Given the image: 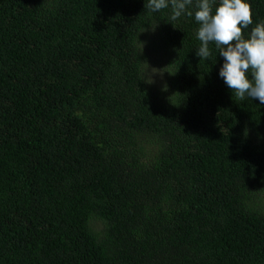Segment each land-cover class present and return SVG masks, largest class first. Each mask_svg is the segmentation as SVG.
<instances>
[{
    "label": "trees",
    "instance_id": "obj_1",
    "mask_svg": "<svg viewBox=\"0 0 264 264\" xmlns=\"http://www.w3.org/2000/svg\"><path fill=\"white\" fill-rule=\"evenodd\" d=\"M146 3L0 0V264H264V105L197 57L195 0Z\"/></svg>",
    "mask_w": 264,
    "mask_h": 264
},
{
    "label": "clouds",
    "instance_id": "obj_2",
    "mask_svg": "<svg viewBox=\"0 0 264 264\" xmlns=\"http://www.w3.org/2000/svg\"><path fill=\"white\" fill-rule=\"evenodd\" d=\"M195 0L194 19L198 24L197 39L201 42L197 57H211L210 43H214L224 63L219 76L240 100L251 98L264 105V21L252 28L250 36L243 30L253 24L254 12L248 0ZM193 0H147L145 7L159 12L171 6L173 21L183 15L193 16L189 10Z\"/></svg>",
    "mask_w": 264,
    "mask_h": 264
},
{
    "label": "rangeland",
    "instance_id": "obj_3",
    "mask_svg": "<svg viewBox=\"0 0 264 264\" xmlns=\"http://www.w3.org/2000/svg\"><path fill=\"white\" fill-rule=\"evenodd\" d=\"M152 42L150 39L146 41L147 47V64L146 77L153 87L160 88L164 85L165 79L168 78L165 72V66L163 60L160 58L159 52H153L150 49ZM262 203L264 204V195L262 196Z\"/></svg>",
    "mask_w": 264,
    "mask_h": 264
}]
</instances>
